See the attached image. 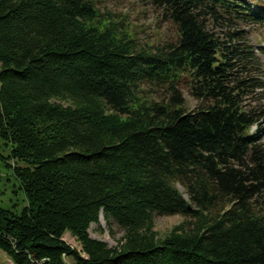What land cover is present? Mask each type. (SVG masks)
Returning <instances> with one entry per match:
<instances>
[{"label":"trees","instance_id":"16d2710c","mask_svg":"<svg viewBox=\"0 0 264 264\" xmlns=\"http://www.w3.org/2000/svg\"><path fill=\"white\" fill-rule=\"evenodd\" d=\"M150 1L176 41L139 47L91 0H0V159L25 201L0 207L13 264H264V109L243 105L260 82L239 26L264 41V6ZM184 77L211 103L185 110ZM142 82L167 101L141 99ZM101 213L123 229L119 245L90 236ZM172 214L195 220L158 238L154 216Z\"/></svg>","mask_w":264,"mask_h":264},{"label":"rangeland","instance_id":"374dc122","mask_svg":"<svg viewBox=\"0 0 264 264\" xmlns=\"http://www.w3.org/2000/svg\"><path fill=\"white\" fill-rule=\"evenodd\" d=\"M98 12L97 21L114 22L117 31H126L137 43L139 47L155 48L166 44L167 42H174L177 39L176 25L168 19L161 9L155 7L150 0H91ZM251 5L261 4L264 6V0H249ZM259 4V5H260ZM246 31V40L254 47L256 58L253 61L252 75L260 82L254 90L245 96L243 100L244 108L264 109V41L263 28L256 25L239 24ZM212 29L223 34V26L213 27ZM189 80L184 77L179 88L182 93L183 103L182 107L185 110H195L199 106L205 105L211 101H201L196 99L190 93ZM137 95L141 99L154 100L155 102L164 103L167 101L169 91L165 86H159L148 82L140 84V90ZM63 104H69L68 101H62ZM262 130L257 136V142L264 149V118L260 119ZM258 125H253L250 132H254ZM3 154L0 142V154ZM0 159V207L10 208L12 210H20L24 204V195L17 188L16 180L9 175L7 169L1 164ZM177 188L183 193L186 199L188 193L186 186L179 180L175 182ZM264 195V194H262ZM261 200V198H260ZM261 205L264 206V196ZM211 210L210 213H213ZM194 217L183 216L181 214L172 215H155L153 218V229L157 233L158 238L164 237L173 226L184 222L186 228L190 227L189 222L194 221ZM123 229L118 223L110 218L106 220L104 215H99V220L96 223H91L89 226V234L91 237L102 240L108 246L114 247L119 245L123 236ZM62 238L72 247L80 250V244L69 233H64ZM0 264H11L7 255L0 250Z\"/></svg>","mask_w":264,"mask_h":264},{"label":"crops","instance_id":"0c3cea01","mask_svg":"<svg viewBox=\"0 0 264 264\" xmlns=\"http://www.w3.org/2000/svg\"><path fill=\"white\" fill-rule=\"evenodd\" d=\"M9 262L11 263V264H13L12 262H11V260L9 259Z\"/></svg>","mask_w":264,"mask_h":264}]
</instances>
